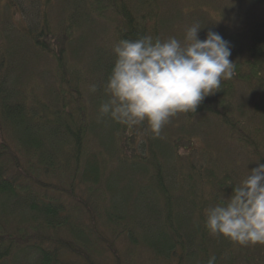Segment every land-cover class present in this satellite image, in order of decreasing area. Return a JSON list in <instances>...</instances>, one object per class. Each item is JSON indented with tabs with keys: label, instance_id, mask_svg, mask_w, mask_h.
<instances>
[{
	"label": "trees",
	"instance_id": "trees-1",
	"mask_svg": "<svg viewBox=\"0 0 264 264\" xmlns=\"http://www.w3.org/2000/svg\"><path fill=\"white\" fill-rule=\"evenodd\" d=\"M229 1L256 4L257 7L249 8L254 17L250 18L251 42L243 60L238 54L239 43L233 44L236 38H218L212 33L211 51L214 59L220 60L223 66H232L239 80L264 86V0ZM30 2L31 13H34L31 19L36 20L37 25L30 26L27 31L23 25L20 27L18 21L17 25L14 23L16 31L11 35L4 34L7 31L3 26L14 16L12 12L29 15L26 11L27 1L0 0V196L3 197L0 206V264L12 258V262L18 264L15 257L19 255H24L22 260L30 256L32 264H136L141 249L152 252L156 259L177 256L178 253L182 264L183 256L192 250L187 227H191V223L200 224L192 226L195 228V237L192 238L196 239L197 235L204 237L208 233L210 224L204 213L207 201L196 202L195 185L189 184L187 189L178 192L177 181L166 176V168L169 170L167 159L185 156L179 153L182 137L188 135L190 140L197 136V130H192L194 123L186 125L184 121L178 127L166 126L164 143L157 147L149 141L153 128L148 121L149 124L143 128L140 148H135L130 140L134 136L130 133L125 135L123 129L120 132L121 122L115 118L119 131L110 135L109 130L113 126H108L104 144L100 146L103 151L89 147V131L93 123L87 119L82 89L71 81L76 71H79L78 62L74 58L69 63L66 56L73 37V23L68 19L74 17L65 12L66 25L61 24L54 31L48 17L44 15L42 22L39 19L45 14L41 7H47L51 0ZM79 4V0H69L66 5L73 13L77 8L80 10ZM90 9L106 20L110 11L117 14L113 21L118 40L141 51L145 69L165 74L171 80L176 90L168 98L176 101L175 106L184 118L190 119L195 115L212 117L230 140L237 141L248 152L249 170L254 165L258 175L242 184L230 175L222 179L221 184L231 190L237 200L227 203L217 199L219 203L222 202L217 208L218 216H224L223 213L227 211H244L255 218L253 223L256 229L262 227L260 232L264 231V105L260 107L259 103L256 104L261 108L263 118L258 123H251L245 116L237 115L232 103L234 82L220 78L208 83V53L199 48L183 52L155 50V47L162 45L159 40H155L157 35H151L155 29L147 26L145 14L137 16L136 9H132L127 0H92ZM55 11L57 17H61V11ZM11 38L14 41L23 38L24 50L40 52L37 55L38 62L47 65L46 72L52 79L49 85L52 91L57 92L51 104L35 100L32 82L23 80L19 84L15 83L17 72L8 52L9 47L6 46V41L10 43ZM49 59L53 61L52 66L48 64ZM110 64H97L93 68L102 70L105 65L109 66L104 67L105 72L99 81L113 89L116 85H122L123 80H129L130 76L125 78L124 67L119 66L121 64L111 67ZM243 65L248 67L246 73L242 72ZM65 85L69 90H64ZM70 89L77 93H72V98L68 99ZM182 96L184 100L179 102ZM60 103L62 108L58 111ZM72 103L77 106L72 108ZM92 129V133L97 131ZM52 130L57 131L60 137L56 145L51 136ZM97 135L100 142L98 132ZM113 138L117 140L116 146L112 145ZM121 143L123 149H119ZM250 145L252 151L249 150ZM121 152L123 155H119ZM108 157L113 159L108 161ZM133 161L144 163L139 171H132L142 177L132 184L118 186L115 162L126 164ZM109 163L113 164L109 166ZM192 170L193 173L187 177L188 182L195 179L193 165ZM43 173L48 177H56L59 184L50 187L42 180ZM196 174L201 177V173ZM143 184L146 188L139 193L146 195V205L150 207L156 223L161 226L158 228L157 241L137 231L133 223L134 206L121 194V191H138ZM239 185L244 187L240 188ZM63 194H70L71 199L63 201ZM18 209L30 214L26 218L18 217L14 215ZM182 211H192L194 214L179 221ZM218 216L213 213L211 218ZM165 241L166 247L163 246ZM220 245L212 252L211 258L202 263L235 264L228 247L224 249L226 244ZM177 249L182 251L177 252ZM205 250L203 252L209 253L208 249Z\"/></svg>",
	"mask_w": 264,
	"mask_h": 264
},
{
	"label": "rangeland",
	"instance_id": "rangeland-1",
	"mask_svg": "<svg viewBox=\"0 0 264 264\" xmlns=\"http://www.w3.org/2000/svg\"><path fill=\"white\" fill-rule=\"evenodd\" d=\"M26 1V11L29 15L21 14L19 11L16 13L12 12L14 16L10 17L9 22L3 26L4 30L7 31L4 34L11 33L13 35L16 31V22L18 21H20V27L22 28L23 25L27 31L30 26L34 27L37 25L36 20L31 19L34 16V13H31L33 12L30 7L31 2L30 0ZM79 1L80 10L77 8L72 13L69 5H66L69 0H64L63 3L61 0H51L47 7H41L45 14L39 16V19L42 22L45 15L48 17L52 29L57 31L62 26L61 24L66 25L67 14L74 17L72 20L68 19L69 22L73 23V37L69 42L70 50L66 56L69 63L74 58L78 62L79 71H76V74L73 75L74 81H71L74 85L77 83L79 88L82 89L87 119L90 123H93L89 131V147L97 151H103L100 146L104 144V138L110 125L113 126L109 130L110 135L115 134L119 130L121 132L123 129L125 135L130 133L134 136L130 139L131 144L135 148H140L139 145L144 136L143 128L149 124L148 121L151 123L150 127L153 128L149 134V141L157 147L164 143L166 136L164 128L166 126L169 125L170 128H173L178 127L184 121H186V125H190L193 122L192 130H197V136L190 140L188 135L182 137L179 141V153L185 156L181 157L179 155L177 159H167L166 166L169 167V170L166 168V176L173 181H177L178 192H182V189H187L189 184L195 185L196 202L207 201L204 213L207 214V220H209L210 224L208 225V233L204 237L199 234L196 239L192 238L195 237V235L193 236L195 228L192 226L200 224L191 223L189 225L191 227H187V236L191 237L189 246L192 250H189L183 256L184 261L182 264H204L202 262H205L207 258H211L212 252L217 250L221 246L220 244H226L224 249L228 247L227 250L231 252L232 257L235 259V264H264V231L260 232L262 227L256 229L253 223L255 218L251 214L239 210L224 212L223 214L225 215L219 218V211L217 210L222 204L217 199L227 203L237 200L232 194L233 192L221 184L222 179L226 175H230L236 182H241V184L242 182L248 183L250 178L258 175L256 170H254V165L249 170L248 152L237 141L230 140L227 133L223 132L218 126V122L213 120L212 117L195 115L190 119L184 118L183 114L179 113V108L175 106L176 101L173 98H168L176 90L171 80L165 74L145 69L142 65L141 51L135 46H130L118 40L115 31L116 25L113 21L117 14L110 11L107 20L100 18L90 9L92 0ZM127 1L132 9H136L137 16L142 17L145 14V23L150 29H155V33L151 35H157L155 40H159L162 44L155 47V50L183 52L186 49L199 48L207 52L209 56L208 83L220 78L233 81L235 86L232 92V103L236 114L245 116V119H249L251 123H258L263 120L260 112L261 108L257 105L258 103L260 107L264 105V86L261 83L250 85L245 83L244 80H239L236 78L232 66H223L220 60L214 59L211 51V40L214 36L223 39L233 36V38H236L233 44L238 45L239 43L238 54L241 55L243 60L246 58L245 52H248V45L251 42L250 18H254L251 15L253 12L249 8L250 6L257 7L256 4L244 5V3L229 0ZM56 9L61 11V17H57ZM157 14L158 17H155ZM22 20L25 21L23 22ZM117 22L119 21L117 20ZM212 33L214 36L211 35ZM21 35L26 36L24 34ZM26 37L28 38V36ZM11 40L10 43L5 41L6 46L8 45L9 47L8 52L17 72L15 83L19 84L23 80H26L23 82H32L34 84L35 100H40L42 104H51L57 92L55 90L52 91V87L49 85L52 79L46 72L47 65L45 62L43 64H41V61L40 63L38 62L37 55L40 52L24 50L23 38L16 41L11 38ZM103 63H111L110 67L115 66L117 63L121 64L119 66L124 67L125 78L130 76V79L123 80L121 82L123 86L116 85L113 89L110 88L112 86L99 81L100 76L105 72L104 67L108 68L109 66L105 65L102 70L93 68L94 65ZM48 64L52 66V59L48 60ZM247 71L248 67L243 65L242 72L246 73ZM121 86L122 88H120ZM64 90H69V88L65 85ZM72 93L76 94L77 92L70 89L68 99L72 98ZM183 100L184 97L182 96L179 102ZM92 104L95 105L93 106L95 107L94 112L92 111ZM76 106L72 103L71 107L75 108ZM58 107L59 111L62 108V104H58ZM256 109H259L258 112H256ZM73 111L75 112L74 109ZM115 118L121 122L119 130V125ZM92 128L97 129V131L92 133ZM97 132L101 137L100 142L97 139ZM51 136L54 138L55 145L60 142L57 131L54 132L52 130ZM113 142L112 145L116 146L117 140L113 138ZM251 146L249 150L252 151ZM119 149H123V143H121ZM119 155H123V153L121 152ZM107 159L109 161L113 157H108ZM112 164L109 163V166ZM142 164L144 163L140 161L126 164L115 162L117 168L115 179L118 186L132 184L137 178L142 177L141 174L136 173L139 168H142ZM192 165L195 168V179L188 182L189 173H193ZM133 169H136V172H132ZM196 173H201V177ZM41 178L50 187L59 184L56 177H48L46 173H43ZM241 186L239 185L240 188ZM145 188V184H143L138 191L127 193L121 191V194L126 196L134 206L135 219L133 223L138 228L137 231L141 235H149L153 241H157L160 231L158 228L161 226L156 223L154 215L150 212V207L146 205V201H148L146 195H140V191ZM61 199L65 201L66 199H71V196L70 194H63ZM12 200L16 201L14 198ZM2 203L3 197L0 196V206ZM186 205H183V207ZM214 208L217 210L216 212ZM19 209L15 211L14 215L26 218L30 214L25 211L20 212ZM213 213L218 217L211 218ZM193 214L192 211L189 213L182 211L178 220L188 219ZM221 218L224 219L218 222L215 221ZM163 244L166 247L167 241L163 242ZM120 248L121 250L123 249L122 246ZM205 248L208 249L209 253L203 252L206 251ZM181 251L177 249V252ZM137 255L139 257H136V259H139V262L136 264H180L178 253L177 256L161 257L158 258L159 260L155 258L152 252L145 249L139 250ZM23 256H16V263L20 264L24 258ZM252 258L253 260H251ZM12 260L13 258L6 260L4 264H14ZM30 263H33V259H30V256L22 260V264Z\"/></svg>",
	"mask_w": 264,
	"mask_h": 264
}]
</instances>
